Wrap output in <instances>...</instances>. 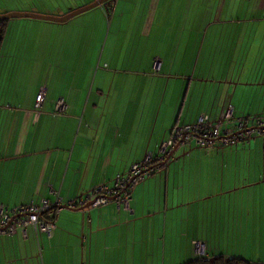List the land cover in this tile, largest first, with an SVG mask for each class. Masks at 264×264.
<instances>
[{"label":"crops","instance_id":"0c3cea01","mask_svg":"<svg viewBox=\"0 0 264 264\" xmlns=\"http://www.w3.org/2000/svg\"><path fill=\"white\" fill-rule=\"evenodd\" d=\"M115 1L111 16L104 6L97 14L114 26L110 48L120 42L127 51L108 55L96 85V75L91 84L79 83L76 64L77 50L94 46L91 25L45 21L59 30L49 42L32 38L43 36L46 25L21 23L20 53L0 56V205L77 202L145 155L155 156L175 125L195 123L202 114L215 120L228 106L236 117L264 116V55L242 67L235 40L223 34L228 27L222 25L236 21L227 18L232 0H218L215 12L206 8L210 0L202 7L205 0L196 7L192 0ZM207 13L230 53L220 49L213 70L189 71V62L176 72L183 66L174 70L175 61L188 57L191 15L198 21ZM12 44L7 39L5 50ZM59 98L66 105L62 115L55 113ZM177 150L167 168L133 187L128 211L115 202L61 208L49 236H36L31 227L26 238L18 231L2 235L0 264H184L200 231L218 242L206 257L251 264V239L264 233V217H252L264 213V138L209 154Z\"/></svg>","mask_w":264,"mask_h":264},{"label":"rangeland","instance_id":"374dc122","mask_svg":"<svg viewBox=\"0 0 264 264\" xmlns=\"http://www.w3.org/2000/svg\"><path fill=\"white\" fill-rule=\"evenodd\" d=\"M93 1L94 0H0V12H31L51 16V14L68 13L69 11L87 5ZM115 2V0H110V2L106 5H99L89 11L72 17L67 22H65V24H76L82 27L86 25H91L94 29V36L92 37L94 46L90 49H85L84 51L77 50V56L80 55V57L76 64L77 67L82 70V72L80 73V78L78 79L80 84H83L86 81L91 84L96 75L94 82V85H96L100 75L102 74V71L106 69L104 63L108 59V55L115 59V56H124L126 54L127 46H120V42L118 43L119 45L110 48L112 35L114 32V26L109 29L108 19L106 20L104 18H101L97 14V8L104 6V10H107V16H111V10L112 7L115 5ZM198 2L200 3L201 1L192 0L190 4L196 7ZM217 2L218 0L216 1V3L210 0V6L206 8H208L210 12H215L218 6ZM207 3L208 0H205L204 3L201 2L200 7H202V5H207ZM187 4L189 5V3ZM193 17L194 15L192 14L189 21L191 23L190 31L188 33L189 45L185 52L187 54L186 56L188 57L185 58L183 63L175 61L174 70H176L179 66L181 67V65L183 66L182 68H179L176 72H185L186 66L189 64V62V71H192L195 67L196 71L198 72L200 70V67L204 65H206L208 69L213 70L216 66V63L214 62L215 58L220 56L221 53L223 54L224 52H226V50L228 54L230 53L229 49H227V44L226 46L220 45L223 39H220L218 41L216 40L215 29L217 26L216 24L209 23L213 22V18L211 19V21L209 20V13H207L206 18H203L202 20H193ZM227 18H233L234 20H236L234 24L237 22L238 25H234L233 23V25H222L224 26L223 29H227L228 27V31L226 33L224 32L223 34L226 35V39L230 38L231 40H235L234 43L236 44V49L233 54L237 55L240 61L243 59L242 67L245 66L247 68L261 55H264V0H232V3H230V12L227 15ZM7 22L8 27L4 37L3 47L0 51L1 57L5 56L6 54L12 55V53L17 56V54L20 53L18 51V48L16 49V42L20 41L22 38L23 29L21 23H40L44 26L46 25L47 28L44 32V35L40 36L37 32V34L32 37L33 39H38L40 37V39L43 38L50 42L56 37V34L59 31L55 28L57 24H50L49 22L39 21L36 19L12 18L9 19ZM197 22L198 26L202 22L203 24L197 30L192 29V24H194L195 27ZM81 36L82 32L78 34L79 39L81 38ZM186 38L187 35L184 37V39ZM222 38H225V36H223ZM7 39H10L11 41L13 40V44L11 47L12 50L10 49L9 51L8 48L5 50L4 46ZM59 41H63V38L60 37ZM182 49L183 47L180 48L179 52H181ZM220 49L222 50L221 53ZM63 56L64 53L62 54V57ZM187 58H189L190 60H187ZM81 59L83 60L80 61ZM72 60L75 61V59ZM91 61L92 66L90 67ZM245 61L248 63V65L247 63H244ZM48 65L51 64L48 63ZM110 65L113 66L114 64L110 63ZM45 67L46 66H44V68ZM15 91L17 90L14 89V92ZM254 138L262 139L261 137ZM177 152H180V150H177ZM252 217H264V213L258 215L256 212H254ZM203 219L208 220L207 217H203ZM201 234V231L193 234L194 239H191V246L189 249L190 259L184 264H192V259L194 261H199L200 259H214L215 256L206 257L205 255H207L210 250L212 251L213 249H215V243L218 242L215 241L213 235L206 236V232H204L203 235ZM257 235L259 234L254 233V238L251 239L252 244L250 245L246 253L248 254V256H251L253 258V261L250 262L251 264H264V233H262V236L260 237ZM180 241V238H176L174 240V245H177L176 243ZM197 243L201 244L200 250L196 247ZM217 249H219V247H217Z\"/></svg>","mask_w":264,"mask_h":264},{"label":"built area","instance_id":"2783aa9c","mask_svg":"<svg viewBox=\"0 0 264 264\" xmlns=\"http://www.w3.org/2000/svg\"><path fill=\"white\" fill-rule=\"evenodd\" d=\"M42 99L41 90L35 98L36 107L41 105ZM65 109L64 101L57 99L55 113L64 114ZM254 137L264 138L262 115L236 117L231 106H228L215 120L202 114L195 123L175 125L171 128L168 138L159 144L155 156L145 155L140 161L132 163L126 173L116 175L111 185L103 183L85 193L77 202L62 203L58 199L49 202L42 199L39 203L30 202L27 205L11 208L0 205V237L18 231L22 238H26L27 227H31L36 236L39 233L49 236L54 228L53 219L61 208L81 209L115 202L128 211L133 187L154 173L167 168L173 158L170 153L175 147L187 150L201 149L209 154L215 149L235 146ZM87 205L89 206L86 207ZM200 245V243L196 245L199 250Z\"/></svg>","mask_w":264,"mask_h":264},{"label":"water","instance_id":"95a60500","mask_svg":"<svg viewBox=\"0 0 264 264\" xmlns=\"http://www.w3.org/2000/svg\"><path fill=\"white\" fill-rule=\"evenodd\" d=\"M107 1H109V0H94L93 2H91L87 5H84L82 7L74 9L72 11H69L68 13H65L61 16L42 15V14L31 13V12H7V13L0 14V21L9 20L12 18H30V19L49 21V22L63 23V22H66L67 20H69L70 18H72L76 15H79L81 13H84L86 11H89V10L99 6V5L104 4ZM177 149L178 148L175 147L171 151L170 155L173 156ZM89 205H87L86 207H88ZM81 209L83 210L84 208H81Z\"/></svg>","mask_w":264,"mask_h":264},{"label":"trees","instance_id":"16d2710c","mask_svg":"<svg viewBox=\"0 0 264 264\" xmlns=\"http://www.w3.org/2000/svg\"><path fill=\"white\" fill-rule=\"evenodd\" d=\"M110 2L107 1L103 5H106ZM8 20L0 21V32L2 33L4 31V26ZM192 264H240V261L235 259H200L199 261H191Z\"/></svg>","mask_w":264,"mask_h":264}]
</instances>
